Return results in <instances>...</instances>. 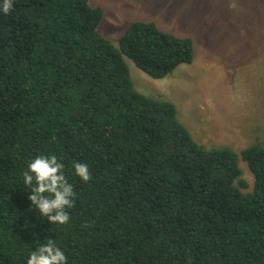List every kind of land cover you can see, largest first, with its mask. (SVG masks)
I'll list each match as a JSON object with an SVG mask.
<instances>
[{
  "label": "trees",
  "instance_id": "obj_1",
  "mask_svg": "<svg viewBox=\"0 0 264 264\" xmlns=\"http://www.w3.org/2000/svg\"><path fill=\"white\" fill-rule=\"evenodd\" d=\"M12 2L0 9V264H26L49 239L67 264H264V147L241 152L254 176L243 193L239 156L199 147L173 104L136 91L123 59L159 80L193 62L192 40L135 22L118 49L89 0ZM41 155L76 194L65 225L23 183Z\"/></svg>",
  "mask_w": 264,
  "mask_h": 264
},
{
  "label": "rangeland",
  "instance_id": "obj_2",
  "mask_svg": "<svg viewBox=\"0 0 264 264\" xmlns=\"http://www.w3.org/2000/svg\"><path fill=\"white\" fill-rule=\"evenodd\" d=\"M103 17L99 34L119 49L132 23L190 38L194 60L155 80L123 56L136 91L173 104L192 140L239 156L241 189L254 176L241 152L264 147V0H89ZM235 5L232 7L231 5ZM238 185V184H237Z\"/></svg>",
  "mask_w": 264,
  "mask_h": 264
},
{
  "label": "clouds",
  "instance_id": "obj_3",
  "mask_svg": "<svg viewBox=\"0 0 264 264\" xmlns=\"http://www.w3.org/2000/svg\"><path fill=\"white\" fill-rule=\"evenodd\" d=\"M12 8V0H3L0 4L4 14H8ZM63 169L64 165L58 162L55 155H41L28 164L23 174L24 185L34 193L29 196L30 201L51 223L60 225L69 222L70 215L66 209L74 207L76 195ZM74 169L75 174L84 182L87 183L92 179L86 163L76 162ZM26 264H67V257L56 243L49 239L38 250L31 252Z\"/></svg>",
  "mask_w": 264,
  "mask_h": 264
}]
</instances>
